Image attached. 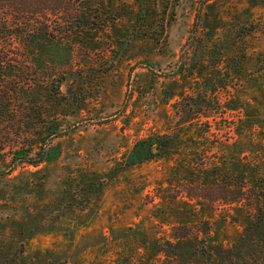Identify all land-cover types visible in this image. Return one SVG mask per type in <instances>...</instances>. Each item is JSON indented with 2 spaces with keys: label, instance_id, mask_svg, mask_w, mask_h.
<instances>
[{
  "label": "rangeland",
  "instance_id": "rangeland-1",
  "mask_svg": "<svg viewBox=\"0 0 264 264\" xmlns=\"http://www.w3.org/2000/svg\"><path fill=\"white\" fill-rule=\"evenodd\" d=\"M90 8L91 28L17 47L33 81L0 100V264H160L144 240L188 222L231 244L243 208L183 190L264 178V0ZM161 135L170 152L135 163L136 144ZM12 146L45 160L14 165ZM90 178L103 187H78Z\"/></svg>",
  "mask_w": 264,
  "mask_h": 264
},
{
  "label": "trees",
  "instance_id": "trees-1",
  "mask_svg": "<svg viewBox=\"0 0 264 264\" xmlns=\"http://www.w3.org/2000/svg\"><path fill=\"white\" fill-rule=\"evenodd\" d=\"M91 1L0 0V100H11V95L17 93L12 80H19L22 84L33 81L27 77L24 67L26 57L16 52L17 47H35L42 41L71 36L79 29L91 28L92 19L98 18L89 12ZM67 24L74 26L68 29ZM4 107L0 103V110ZM173 144L170 135L141 140L134 148L135 153L141 151V159L135 163L149 159L154 155L153 150L168 153ZM15 147L12 146L11 153L14 165L27 163L39 167L45 160L40 152L33 158ZM90 183L98 190L103 187V182L96 178L77 185L86 191L84 187ZM188 185L183 193L191 199L241 206L246 212L244 231L234 242L224 245L214 239L213 225L208 221L173 225L161 240H144L152 251L163 254L160 264H264V178L255 177L248 182L240 175L222 174V178L214 182L195 181ZM69 197L70 203L77 202L72 193ZM77 205L79 210L86 207L85 202ZM66 262L64 259L60 264Z\"/></svg>",
  "mask_w": 264,
  "mask_h": 264
}]
</instances>
